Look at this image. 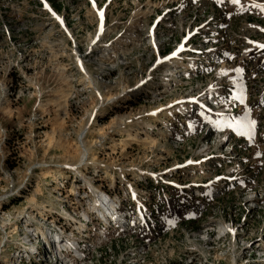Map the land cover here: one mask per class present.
<instances>
[{
	"label": "rangeland",
	"instance_id": "1",
	"mask_svg": "<svg viewBox=\"0 0 264 264\" xmlns=\"http://www.w3.org/2000/svg\"><path fill=\"white\" fill-rule=\"evenodd\" d=\"M48 2L0 0V264H264V0Z\"/></svg>",
	"mask_w": 264,
	"mask_h": 264
},
{
	"label": "bare ground",
	"instance_id": "2",
	"mask_svg": "<svg viewBox=\"0 0 264 264\" xmlns=\"http://www.w3.org/2000/svg\"><path fill=\"white\" fill-rule=\"evenodd\" d=\"M37 1H38V3L41 4L42 6H45V8H48V12H49V14H50V15L53 14V15H54L53 18H55L54 20H56L58 24L62 25V24H61V18L57 16L58 14H57L52 8H50V3L48 2V0H37ZM55 15H56V16H55ZM97 15L99 16V19H98L97 22L99 23V25H100V27H101V25H102V23H101V21H102L101 14L98 12ZM50 17H51V16H50ZM181 50H182V49H181ZM181 50H180V51H181ZM171 56H172V58L177 57V55H171ZM83 160H85V155H84V153L82 154V156H81V158H80V163H82ZM100 194H101V195H100ZM100 194H99V196H98V198L100 199V202H99V203H101V204L104 205L103 208H105L106 211H108V213H109V217L111 218V216H112L111 208H113V206H114L113 203H114V202L112 201V199L109 198V201L107 202V207H106V205L103 203V199L101 198L102 195H103L104 197H105L106 195H105L104 192H101ZM106 197H108V195H107ZM102 214H103V212H102ZM103 217H104L105 220L107 221L108 217H106L105 214H103ZM59 235H60V234H59ZM56 238L58 239L59 237L56 236ZM60 240H61V239H58V243H57V245L59 244V241H60ZM60 243H61V244H59L58 247L64 246V247H69V248H70V249L68 250V252L66 253L67 256H64V260L66 261V264H69L70 261H68V260H69L68 255H69V252L72 251V249L74 248V246L71 248V245H69V244H65L63 241H62V242L60 241ZM74 249H75V248H74ZM18 258H19V257H18ZM20 258L25 259L24 257H20ZM70 264H71V263H70Z\"/></svg>",
	"mask_w": 264,
	"mask_h": 264
},
{
	"label": "trees",
	"instance_id": "3",
	"mask_svg": "<svg viewBox=\"0 0 264 264\" xmlns=\"http://www.w3.org/2000/svg\"><path fill=\"white\" fill-rule=\"evenodd\" d=\"M174 193L171 195V200H162L161 210L167 211L168 206L172 204V207H175V204L177 203L176 200H179L181 197V194L178 193L176 188H173ZM190 222V221H189Z\"/></svg>",
	"mask_w": 264,
	"mask_h": 264
},
{
	"label": "snow or ice",
	"instance_id": "4",
	"mask_svg": "<svg viewBox=\"0 0 264 264\" xmlns=\"http://www.w3.org/2000/svg\"><path fill=\"white\" fill-rule=\"evenodd\" d=\"M231 2L235 3V2H236V0H231ZM173 55H175V53H173Z\"/></svg>",
	"mask_w": 264,
	"mask_h": 264
}]
</instances>
